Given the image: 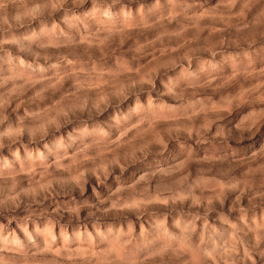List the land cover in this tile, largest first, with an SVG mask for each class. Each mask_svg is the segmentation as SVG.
<instances>
[{
  "label": "rangeland",
  "instance_id": "obj_1",
  "mask_svg": "<svg viewBox=\"0 0 264 264\" xmlns=\"http://www.w3.org/2000/svg\"><path fill=\"white\" fill-rule=\"evenodd\" d=\"M0 264H264V0H0Z\"/></svg>",
  "mask_w": 264,
  "mask_h": 264
}]
</instances>
